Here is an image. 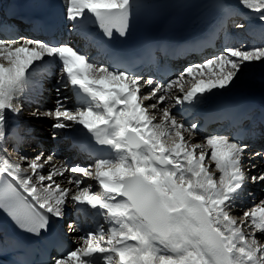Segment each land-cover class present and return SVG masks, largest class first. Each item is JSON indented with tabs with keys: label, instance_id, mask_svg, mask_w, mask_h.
<instances>
[{
	"label": "snow or ice",
	"instance_id": "obj_1",
	"mask_svg": "<svg viewBox=\"0 0 264 264\" xmlns=\"http://www.w3.org/2000/svg\"><path fill=\"white\" fill-rule=\"evenodd\" d=\"M239 3L264 24V0ZM136 7V0H66V19L70 31L95 24L107 39L124 37ZM57 62L54 105L32 115L53 121L52 139L85 129L101 146L92 163L57 164L54 152L9 154L8 117L21 114L25 90L39 91ZM253 62L264 63V47L226 46L164 82L67 43L0 38V211L35 236L69 207L91 217V229L67 222L76 247L45 264H264V199L250 208L241 201L248 183L264 184V168L250 174L264 150L250 152L227 134L198 139V123L174 112L235 87ZM185 76L193 80L188 90Z\"/></svg>",
	"mask_w": 264,
	"mask_h": 264
},
{
	"label": "bare ground",
	"instance_id": "obj_2",
	"mask_svg": "<svg viewBox=\"0 0 264 264\" xmlns=\"http://www.w3.org/2000/svg\"><path fill=\"white\" fill-rule=\"evenodd\" d=\"M8 1V0H6ZM169 0H136V10L139 8L144 7H160L164 5ZM221 5L220 7H214L211 11L217 12L216 15L212 18V20L216 21L217 24L220 26L225 27L224 32L221 35V40L218 41L219 48L222 50V46L224 44V37L225 35H230L231 39H234V44H232L231 47H237L243 45L246 49H251L254 47L264 46V24H261L258 19L256 18L255 14L248 10L246 7L241 6L239 3V0H220ZM57 3L65 8L66 10V0H57ZM135 10V11H136ZM207 20L198 18L195 20V26H199L200 24H204ZM237 24H243V28H237ZM102 36L103 32L95 25H88L86 29H76L75 30V38L72 45L73 47L77 48L78 50H84L86 52H89V57L94 59L95 61L99 63H106V57L105 55L101 54V47L96 43L97 35ZM78 42V44H77ZM221 51L217 52L216 55H218ZM194 57V63H201L202 59H199V57ZM191 57V59H192ZM184 63V61H182ZM193 63V64H194ZM247 71V74H242L243 76H240L239 81L237 82V85L235 87H230L227 90H221L216 91L213 90V93L210 95H206L199 103L187 105L184 106H177L174 111L177 109H181L182 111V117L178 116V119H186L183 116V113H190L198 114L201 112H207L209 109H218L221 108H229L230 111L236 112L241 111L242 116L247 119L248 123L253 117H259L260 115H264V63L261 62H253L249 64L247 67L243 69V72ZM203 78H207V75ZM47 82L46 91L45 93H49L50 100H55V83H56V77H53L49 79L48 77H45L43 79ZM185 81V80H184ZM189 84L185 85V82L183 83V87H185V90H188L191 87V84L193 82L192 77H190ZM178 92V89L176 90ZM179 93V92H178ZM67 95H71V92L65 93ZM35 91H33V88H27L25 90L24 95V105L25 109L27 110H34L37 106L41 105H35L34 103H31V99L34 98ZM31 97V98H30ZM47 99V103L49 106H51V101ZM43 106V105H42ZM71 106H75V100H73V104ZM43 110V109H42ZM9 124H8V133H9V139L12 138V132L14 128L17 126L20 130V135L24 139V146L26 148L27 144L30 147H32V152L38 153V150L40 149H33V145L36 146L37 142L38 145L47 146L48 144H51L53 146L56 145V141H58V138H68L70 137V140L66 146H63L60 157H55V162L59 164L62 161H67L68 163H77V164H88L90 161V156H88L85 152L80 151L79 147H75L74 141L83 137H87L88 134L85 129H82V127L77 126L76 129L71 131L62 132L60 135L57 136L56 139H41V140H32L31 134L28 130L25 129V125L22 122L18 121V116H9L8 117ZM198 123V126L201 125V121H195ZM47 126H50L48 124ZM226 127V125H225ZM225 127H222L218 131H213L214 134H227L230 136L228 131L225 129ZM261 126L258 125L255 129L251 130L252 138L256 137L257 143L264 144V135L261 136L260 134L255 135L256 133L260 132ZM264 134V132H263ZM209 134L205 135H198V139H202L204 136H208ZM251 138V139H252ZM59 142V141H58ZM7 144V146H8ZM249 145V144H248ZM13 146V144H12ZM67 148V151H66ZM43 149V148H42ZM59 150V149H58ZM56 150V151H58ZM264 150V147H256L249 145V151L255 152ZM55 151V154H56ZM11 156L13 153H9ZM59 154V153H58ZM19 155V154H16ZM67 157H66V156ZM252 163H255L257 165V168L253 170L252 173L258 172L261 168H264V165L261 163V159H256L255 161H252ZM245 167H247V163L245 164ZM67 175V174H66ZM59 179V178H56ZM94 184V181H89ZM248 193H252V196H248ZM264 199V184H251L248 183L246 188L244 189V192L241 194V201L243 208H250L252 206L253 201L257 202L258 200ZM237 211H241V204L238 203L236 208L233 209V213H236ZM74 212H77L76 208L69 207L66 210V217ZM81 216H84L82 213H80ZM88 223L83 224L81 223V226L85 229H91L94 227V221L91 219V217H87ZM72 220V219H68ZM67 225V221H66ZM78 234L70 233L71 239L74 241L76 240ZM261 240L264 239V236L259 237ZM75 247L76 244L74 243Z\"/></svg>",
	"mask_w": 264,
	"mask_h": 264
},
{
	"label": "rangeland",
	"instance_id": "obj_3",
	"mask_svg": "<svg viewBox=\"0 0 264 264\" xmlns=\"http://www.w3.org/2000/svg\"><path fill=\"white\" fill-rule=\"evenodd\" d=\"M237 47H239V46H237ZM259 47H264V46H259ZM208 58H211V57H208ZM192 59H194V58H192ZM203 61L204 60H202L201 62H203ZM189 65L190 64H186L184 69L187 66H189ZM183 70L179 71L172 79H174L176 76H178ZM242 74H244V75L247 74V71H244ZM241 76H243V75H241ZM189 80H190V77L189 76H185V81H184L185 85H188L190 83ZM176 94H179V93L176 91ZM48 99L50 100V98H48ZM24 101H25L24 98L20 101V103L23 104V110H22L21 114L17 115L18 116V121L22 122L25 125V129H27V130H28V128L30 129L29 131H31L30 133H32L31 134V139H32V137H34V138H37L36 140H41V139H46V138L49 139V140H52V137H51L50 133H51V124L53 123V121H51V120H49L47 118L39 119V120L35 119L33 117V115H32L33 111L25 109ZM53 105H54V101L52 99L51 106H49L47 104L46 106L43 107V110L47 109V108H51V107H53ZM167 106L170 107L171 106V102ZM174 112L179 113L178 116L182 117V113H181V111H178V109H177V111H174ZM48 124H50V126H47ZM69 140H70L69 137L68 138H64V140H59V141H61V146L57 145L56 148H54V146L49 145V144L47 145L48 147L46 145L42 147L41 145H38L39 143L37 142L36 146L33 145V149H35V148L40 149V150H38V152L43 151V152H45V154H48L50 152H54L55 153V151L59 149L58 151H56V157H60V155H61L60 151H62L63 146H66L65 144H67L69 142ZM30 145L31 144H29V146H28V144H27L28 147H30ZM7 147H8L9 153H11V142H9ZM35 154H36L35 152L30 151L28 156L31 157V156H33ZM12 157H16V155H14ZM92 162H93V160L91 159L89 163H92ZM70 164H72V163H70ZM75 164H77V163H73L72 165H75ZM250 174H255V173H250ZM57 180H59V179H57ZM65 186H67V185L65 184ZM259 201L260 200H258L257 203ZM234 214L239 216L241 214V211H237ZM69 216H71V215L69 214ZM261 241L264 242V239L261 240Z\"/></svg>",
	"mask_w": 264,
	"mask_h": 264
}]
</instances>
